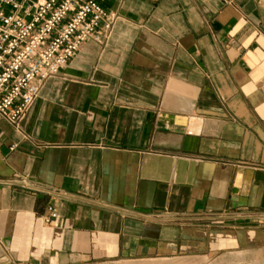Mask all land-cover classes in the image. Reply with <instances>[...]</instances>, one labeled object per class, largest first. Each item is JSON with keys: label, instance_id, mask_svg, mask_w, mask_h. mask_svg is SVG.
<instances>
[{"label": "crops", "instance_id": "1", "mask_svg": "<svg viewBox=\"0 0 264 264\" xmlns=\"http://www.w3.org/2000/svg\"><path fill=\"white\" fill-rule=\"evenodd\" d=\"M99 1L108 39L0 115V264H264V4Z\"/></svg>", "mask_w": 264, "mask_h": 264}, {"label": "built area", "instance_id": "2", "mask_svg": "<svg viewBox=\"0 0 264 264\" xmlns=\"http://www.w3.org/2000/svg\"><path fill=\"white\" fill-rule=\"evenodd\" d=\"M116 19L99 0H0V115L16 125L46 81L85 42L104 43ZM47 211L55 222L58 211Z\"/></svg>", "mask_w": 264, "mask_h": 264}, {"label": "rangeland", "instance_id": "3", "mask_svg": "<svg viewBox=\"0 0 264 264\" xmlns=\"http://www.w3.org/2000/svg\"><path fill=\"white\" fill-rule=\"evenodd\" d=\"M223 262L226 264H234L235 261L239 262L240 264H259V259L257 257V254H250V253H230L226 255H222L218 258H216L215 261L212 262ZM211 263V262H210Z\"/></svg>", "mask_w": 264, "mask_h": 264}, {"label": "bare ground", "instance_id": "4", "mask_svg": "<svg viewBox=\"0 0 264 264\" xmlns=\"http://www.w3.org/2000/svg\"><path fill=\"white\" fill-rule=\"evenodd\" d=\"M147 264H188L187 262H185L184 260H180V259H177V260H169V261H166V260H160L159 261H150L148 262ZM210 264H226V263H223V262H211ZM234 264H240L239 262H236ZM249 264V263H248ZM258 264V263H257Z\"/></svg>", "mask_w": 264, "mask_h": 264}]
</instances>
